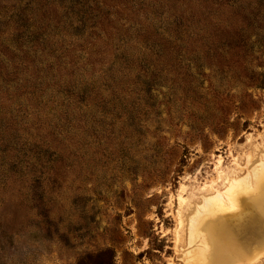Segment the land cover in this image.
Here are the masks:
<instances>
[{
  "label": "rangeland",
  "instance_id": "obj_1",
  "mask_svg": "<svg viewBox=\"0 0 264 264\" xmlns=\"http://www.w3.org/2000/svg\"><path fill=\"white\" fill-rule=\"evenodd\" d=\"M263 153L264 0H0V264H264Z\"/></svg>",
  "mask_w": 264,
  "mask_h": 264
},
{
  "label": "bare ground",
  "instance_id": "obj_2",
  "mask_svg": "<svg viewBox=\"0 0 264 264\" xmlns=\"http://www.w3.org/2000/svg\"><path fill=\"white\" fill-rule=\"evenodd\" d=\"M264 167V153L262 155V160L256 164L249 172L243 177L235 178L231 181L230 185L226 187L223 191L216 189L213 195L205 196L204 201L197 208L198 215H202L205 212H210L212 209L216 210H227L229 208L228 202L235 201V196L238 193L237 187L242 185L244 182L252 181L250 180L256 175V168ZM213 186V185H212ZM196 219H191V226L194 227ZM191 235H193V229H191ZM190 252V251H189Z\"/></svg>",
  "mask_w": 264,
  "mask_h": 264
}]
</instances>
